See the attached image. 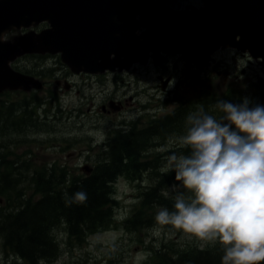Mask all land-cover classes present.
<instances>
[{
    "label": "rangeland",
    "instance_id": "374dc122",
    "mask_svg": "<svg viewBox=\"0 0 264 264\" xmlns=\"http://www.w3.org/2000/svg\"><path fill=\"white\" fill-rule=\"evenodd\" d=\"M181 1L185 9L198 4V0ZM163 2H165V0H163ZM165 6L167 7V5ZM169 9H171L170 5ZM43 25H45L46 28L43 26L41 32L51 28L50 24L46 21L43 22ZM39 26H41V24H39ZM39 26H37V29ZM33 30H35V25L31 28V32ZM21 31H25V27H22ZM15 33L16 30L12 29L3 35L2 40L0 37V40L5 42L7 39V43H11ZM28 33L29 28H27V34ZM37 34H39V32H37ZM137 35H139V33ZM19 36L23 38L26 34L22 33ZM15 38H17V36H15ZM21 38H17L19 44L24 41L20 40ZM231 52H233V50L229 48L219 51V53H217L219 56H215L217 62L213 61V66H211L210 61L207 68H202L205 73L201 72V70L198 72L193 68H188L187 64L185 65L180 57L175 56L159 67H157V64L149 65L148 63L147 66L137 65V68L131 70V72L127 70L129 74L123 70V74H125L123 78H121L120 71V76L117 77V83L113 80L114 77H111L115 73L110 71L109 74H107V71L103 73L101 84H99V80H93V82H91V79L85 81L83 79H78L77 84L79 86L74 84L75 88H73V92H71V90L66 91V88H63L66 82L63 81V77H67V74H64V72H67L68 68L67 62L59 58L61 57L60 55L58 56L59 60H57V58L51 59V56H55L53 54H47L45 58L41 59L43 54L39 53H35L33 58L29 56V60L25 59V54H23L25 58L21 56V62L16 59L17 62H19L21 72L25 70V72H23L21 86L25 85L27 87H17V84H19V80L15 78V76L19 74V72H17V70H19L17 66V70H12V72H17L15 76L9 73L15 78V84L9 80L11 76L6 73L9 78H7V76H5V78H7L10 82L9 84H13L15 88H13V86H11L13 89L7 85H5L7 88L3 86L2 93L5 94L0 93V102H5L6 106L7 102L9 101V104H11V100L13 99L19 100L21 98L23 102L19 104V110H17L16 113L17 122L13 125V130L9 131L10 124L7 126L5 122H1V128H3V124L7 126V133H2L0 131V144L3 143V146H5L6 143H9L7 144V148L11 146V148H14L15 154L21 156L25 154L26 150L27 152L33 151L32 155L27 156L29 164L33 165L31 167H29L28 164L25 166L26 163H24L23 160L16 165L13 164V162L11 163V168H13L15 172L9 169V173L11 176H14V178L15 176L18 177L15 178L16 182L19 180V182H17V188L15 189L17 190L15 194H17L18 198L16 200L15 196L12 201V207H9L11 208V214H16L18 208L20 210L25 199L31 194V191L28 189L32 187L33 174H31V172H35L34 168L37 167L39 169L44 166L48 168L51 167V174H55V176H57L56 179L61 178L59 184H61L65 176H67L65 180L69 178L70 182L75 177H79V179L83 180V178H85L84 175L87 174V170L82 167L87 164V166L90 165L93 170V167L97 165L96 161L101 163L103 152L99 150V146H101L105 152L106 144H108V142L110 144L113 138L117 140L123 137V134L126 136L130 129H133L131 128L133 124L136 123L137 128L140 127V124L142 127L147 128L157 117L162 118L173 113L177 109L175 103L176 94L177 98L180 100L178 104L182 101L191 104V102H198L201 99L208 100L207 105L209 109L207 111L210 112V114L216 115L214 114L216 112L214 106L216 104L215 100L221 97H223L221 99H224L225 96L223 95L227 92L233 90V92H239V95L251 98L250 96L253 92H259V88L264 89V67L260 64L261 60H253L252 58L245 57L246 53L243 51L236 50L235 52H237V54L234 52L235 55ZM180 60L182 63L179 62ZM17 62H15V64H17ZM15 64L11 62V66ZM2 69L3 68H0V74L3 76L4 73L1 72ZM188 70L196 72L194 74L195 80L185 73V71L187 73H193ZM27 71H29V75H26L29 82L24 81ZM105 74H107L106 80ZM159 77H161L160 80H162V82L159 81ZM168 77H174V82L169 89L170 91L164 92L161 88L163 82L168 80ZM19 78H21V74H19ZM35 78L39 80L38 84L35 82ZM93 78H101V74L98 73L93 76ZM119 78H121V82ZM197 78L198 81H196ZM31 80L35 82V86H33ZM61 80L62 85L59 86L57 82H61ZM23 82L27 84H23ZM87 82L91 83L88 84ZM21 88L23 91H21ZM53 90H55L54 94ZM117 90L119 92H117ZM243 92H245V94H243ZM249 92L252 94L250 95ZM31 93H33V96H31V102H33V104L29 102V94ZM9 94H11V97H9ZM116 94H119L118 98H115ZM135 97L136 102L132 100V98ZM109 98H111V101L115 98V101L118 102L119 98H121V105L124 106L125 111L119 114V112L123 110L119 108V112H117V104H114L116 106L113 107L115 108V112H113L110 107H107V109L111 110L113 116H109V113H107V115L103 113L102 107L107 106L105 100H109ZM209 98L212 100H209ZM39 99L41 100V106H39ZM25 100L29 102V108H27V102H25ZM123 100H125V102H123ZM137 101L143 104V108H145V105H147L148 108L140 110L139 108L141 107H139L137 108L138 111H136L133 106H137ZM35 102H37V104H35ZM133 102H135V104H133ZM213 102H215V104H213ZM16 105L17 103L15 106ZM23 106L27 108V114H29V116H23V114H25V108H23ZM37 106L39 107L37 108ZM197 106H199V104ZM99 108H101V110H99ZM131 108H133V110ZM13 110L15 112V109ZM109 110L107 111L109 112ZM1 116L0 111V117ZM33 116L35 117L33 118ZM23 118L27 123L23 122V128H21V122H19V120H23ZM118 118L121 119L118 120ZM3 120H6V117H3ZM134 120L135 122H133ZM15 126H17V128H15ZM173 137L176 136L169 137L166 140V145L147 147L145 150H141L139 152V154H141L140 157H143V161H150L151 154L154 152L158 153V155L164 159L162 160V165L156 169L161 172L160 169L165 164V157L171 151H177L179 153V150H181L178 144L169 142L170 138ZM27 140L37 143H29ZM115 140H113V142ZM15 143H17L16 146ZM3 146H1L0 160L1 154H3ZM11 152H13V150H5V158H3V160L7 162L9 155H6ZM98 153H102L101 158L100 156L97 158ZM183 153L185 154V149H183ZM9 160H11V157ZM21 162H23V164H21ZM3 166L9 168V162L5 163ZM2 167L0 175L1 171L3 172ZM61 167H64L63 174L59 177L57 172H59V168ZM53 168H57V172H53ZM148 169L150 171H143L134 175L139 177V174L143 175L148 173L145 175L148 181H140L141 184L145 182L143 189L137 186L138 183H130L126 178L124 179V177L120 178L118 182L116 181V195H114V198L115 201L118 199L119 202L116 210V215L120 216L117 222L118 225L122 224V222L128 219L130 214L136 210L134 209L136 208L134 201L139 193L146 191L154 185V175H151L153 169L151 167ZM89 174H91L90 170ZM123 176H125V171H123ZM103 182L104 180H101L99 184ZM109 182L106 184L109 185ZM111 184L114 183L111 182ZM68 185L69 182H67V186ZM173 185H176L175 189ZM63 186L65 185L61 184V186H57V190L65 189ZM53 189L55 190V188ZM162 190L165 197H173V202H175V196L178 193L183 192L186 198L194 195L192 192H188L187 194V189L183 188L182 183L177 182L176 184L174 180L173 184L170 182L169 186H163ZM32 192L35 193V190H32ZM113 194H115V190H113ZM52 196L53 194H51V197ZM19 198H21V200H19ZM1 202H3V204H1ZM7 202L8 198L6 196L0 197V204L2 206ZM13 204H15V206H13ZM17 204H21V206H17ZM157 212H159V208ZM61 222H63V220ZM61 222L58 226H55L54 230H51L52 234L54 236L56 235L55 238L59 236L58 245L61 246L60 250H62L53 264H147L148 262L152 264L151 262H153V259L150 260L149 258V254L152 253L151 248L153 249V254H155V249H157V254L155 255L159 256V252H161L158 251L159 248L167 241L169 242V240L177 241V245L181 247V249L195 247V249L198 250H207L216 247L218 244L221 245L218 241H201L192 234L184 233L182 230H179V232L175 234V230L177 229L173 230V226L165 225L164 227L163 225L157 224V222L155 223V220H153V228L137 233L127 232L121 225H119V228H107V230L103 228L101 231L96 229L97 233H95L94 230L93 233L87 235L86 239H84L85 242L78 244L76 240L72 239V235V238L68 237V223L65 221L61 224ZM166 228H169V230H166ZM51 237L53 238V236ZM140 239L142 241H140ZM0 240V264H14L15 260L21 264V260L17 256L7 253L9 251L5 249L9 250V248H4V240ZM71 240H73L72 246L71 244H67L68 241L71 243ZM155 260L157 262V259ZM159 261L162 264V261ZM153 264L155 263L153 262ZM157 264L159 263L157 262Z\"/></svg>",
    "mask_w": 264,
    "mask_h": 264
},
{
    "label": "water",
    "instance_id": "95a60500",
    "mask_svg": "<svg viewBox=\"0 0 264 264\" xmlns=\"http://www.w3.org/2000/svg\"><path fill=\"white\" fill-rule=\"evenodd\" d=\"M200 3L199 7L175 10L154 0H0L1 40L12 29L45 21L51 26L39 34L32 31L17 37L24 40L21 44L17 38L11 43L0 40L4 73L0 74V90L5 85L11 88L15 78L17 87L21 86L23 75L19 78L10 64L26 53H61L74 71L91 74L129 71L134 65H147L150 58L160 66L172 55L204 68L225 48L248 53L264 67V0ZM6 73L17 76L9 74V78ZM167 82H163V90Z\"/></svg>",
    "mask_w": 264,
    "mask_h": 264
},
{
    "label": "trees",
    "instance_id": "16d2710c",
    "mask_svg": "<svg viewBox=\"0 0 264 264\" xmlns=\"http://www.w3.org/2000/svg\"><path fill=\"white\" fill-rule=\"evenodd\" d=\"M188 71L190 72L191 70ZM192 72L193 74L196 73L195 71ZM243 94H245V92H243ZM249 94L251 95L252 93L249 92ZM223 96H225L223 100L240 103L244 95H239V92H233V90H231V92H227ZM250 97L253 103L264 104V89L259 88V92H253ZM221 98H217L215 102L222 100ZM15 100L17 99L11 100V104H9L8 101L7 106L5 102H0V106L3 105L0 107L2 115L0 117V126L1 122H5L7 126L10 124L9 131L13 130V125L17 122L16 113L17 110H19V104L23 102L21 98L17 101ZM29 100V102H31V97H29ZM201 100L198 102H191V104H189V102H180L173 113L153 120L151 126L148 128L139 129L136 123L133 124L131 127L133 129H130L129 133H126V136L123 134V137L117 140L113 138V140H115L114 142L111 140L110 144L109 142L106 144V153L101 146L99 147V150L103 152V158H101L102 153H98L97 158L100 156L101 163L96 161L97 165L93 167L91 174H85L83 180L79 179V177H72L73 179L71 182H69V178L65 180V178H67V176H65L61 182V184L65 185L63 186L65 189L57 190V186H61V184H59L61 178L56 179L57 176L51 174V167L48 168L44 166L39 169L37 167L34 168L35 172H31V174H33L32 187L28 189L31 191V194L28 195L22 206L21 204H17V206L21 207L20 210L18 208L16 214H11V208L9 207H12L14 197L16 196V200L18 198L17 194H15L17 192L15 189L17 188V182H19V180L16 182L15 178L18 177L15 176L14 178V176H11L9 169L13 170V168H11L12 162L16 165L21 160L26 163L25 166L28 164L29 167H31L33 164H29L27 156L32 155L33 151L27 152L26 150L25 154L21 156L15 154L14 148H11V146L7 148V144L9 143H6L5 146L1 143L0 152L1 146H3V154H1L0 170L5 163L9 162V168L3 166V172L1 171L0 175V197L6 196L8 198V202L5 205H1L3 202L0 204V239L4 240V248H9V250L5 249L9 251L7 253L17 256L21 260V264H53L62 250H60L61 246L58 245L59 236L55 238L56 235L54 236L51 230H54L55 226H58L62 220L68 223V237L72 238V235V239L76 240L78 244L85 242L84 239H86L87 235L93 233L94 230V232L97 233V230L101 231L103 228L107 230V228H119V225H121L127 232L130 231L135 233L153 228V220H155V214L158 213V208L159 211L161 208H167L169 211L175 210L173 197H165L162 192L163 186H169L170 182L173 184V180L176 184L179 181L175 180V173L172 171L160 172L156 170L162 165V160H164L158 153H152L150 161H143V157H140L141 154H139V152L145 150L147 147L166 145V140L169 137L183 134L185 131L186 112L188 115L201 105L206 111L209 109L207 105L208 100ZM209 100L212 99L209 98ZM25 102H27V100H25ZM29 102H27V108H29ZM215 102H213V104H215ZM16 103L17 105L15 106ZM31 104H33V102H31ZM35 104H37V102H35ZM198 104L199 106H197ZM39 106H41L40 99ZM39 106H37V108ZM23 108H25V106H23ZM27 108H25V114H23V116H29V114H27ZM13 109H15V112ZM214 114H216L217 117L221 115L217 111ZM3 117H6V120H3ZM34 117L35 116H33V118ZM25 121L24 118L23 120H19V122H21V128H23V122ZM7 126L3 124V128L0 127V131L2 133H7ZM15 128H17V126H15ZM27 142L37 143L31 142L30 140H27ZM16 145L17 143H15V146ZM5 150H13V152L6 155H9L7 162L3 160V158H5ZM179 152H183V149L179 150ZM187 152L188 150L185 149V154H187ZM10 157L11 160H9ZM23 162H21V164H23ZM149 167L153 169L152 172L154 174L152 173L151 175H154V185L146 191L139 193V201L134 204L136 207L134 209L136 210L130 214L128 219L118 225L117 222L120 216L116 215V210L119 202L118 199L115 201L114 198V195H116V181L118 182L120 178L124 177V179L126 178V180L130 182H147L148 178L145 175L148 173L143 175L139 174V177L134 175L139 172L150 171L148 169ZM63 168L64 167L59 168V172H57V168H53V172H57V175L60 177L61 174H63ZM123 171H125V176H123ZM13 172H15V170H13ZM100 178L104 180L101 184H99V182H101ZM109 181L114 184H111ZM67 182H69L68 186ZM107 182H109V185L106 184ZM145 182L141 184L142 186L140 185L141 188L145 186ZM32 190H35V193H33ZM113 190H115V194H113ZM77 191L86 192L88 196L87 201L84 203L66 204L65 194H67V198L70 200ZM188 192L190 191L187 190V194ZM51 194H53L52 197ZM19 200H21V198H19ZM13 206H15V204H13ZM63 222H61V224ZM163 226L165 227V225ZM166 230H169V228H166ZM173 230H175V228H173ZM177 232H179L178 229L175 230V234H177ZM51 236H53V238ZM73 240H71V243L68 241L67 244H71L72 246ZM140 241L142 240L140 239ZM156 251L157 249H155V254H157ZM158 251H161L159 252V256L153 254V249L151 248L152 253L150 254V260L153 259L155 264H157V262L161 264L159 260L162 261V264H222V256L224 255L223 245L218 244L216 247L207 250H198L195 249V247L181 249V247L177 245V241L174 240L167 241ZM155 259H157V262ZM153 262L151 263L153 264ZM14 264L20 263L15 260ZM147 264H149V262ZM260 264H264V261L260 262Z\"/></svg>",
    "mask_w": 264,
    "mask_h": 264
},
{
    "label": "clouds",
    "instance_id": "9594fccd",
    "mask_svg": "<svg viewBox=\"0 0 264 264\" xmlns=\"http://www.w3.org/2000/svg\"><path fill=\"white\" fill-rule=\"evenodd\" d=\"M219 100L210 114L201 105L185 120L183 134L170 138L188 154L171 151L161 172L194 195L175 196L174 211L161 208L155 220L201 241L223 245L222 264L264 261V104L243 97ZM70 182V181H69ZM176 185H173L175 189ZM66 204L84 203L77 191Z\"/></svg>",
    "mask_w": 264,
    "mask_h": 264
},
{
    "label": "flooded vegetation",
    "instance_id": "af4514ba",
    "mask_svg": "<svg viewBox=\"0 0 264 264\" xmlns=\"http://www.w3.org/2000/svg\"><path fill=\"white\" fill-rule=\"evenodd\" d=\"M159 1H161V3H168V4H170V5H174V6H179V7H181L182 8V4H181V0L179 1V0H166L165 2H163V0H159ZM43 26H44V28H46V26L45 25H41V26H39V28L37 29L36 28V31L37 32H41V30H43ZM25 34V33H27V30H25V31H21V30H18V32L16 31V33L13 35V36H15V35H21V34ZM7 40V39H6ZM29 56H31V58H33V56H35V55H26V58H25V56L23 57V58H25V59H27V60H29L28 58H29ZM47 55H43V56H41V59H43V58H45ZM58 56L59 55H57V56H51V59H53V58H57V60H59V58H61V57H59L58 58ZM21 58L19 59V62H21ZM31 60H33V59H31ZM169 60H171V58H168L167 59V61H169ZM19 62H17V64H15V65H13V69H15V70H17V68H19ZM180 63H182L181 62V60L179 61ZM185 64V63H184ZM150 65V64H149ZM186 65V64H185ZM16 66H17V68H16ZM168 67V66H167ZM188 67V66H187ZM67 72L65 71L64 72V74H67V77H63L64 78V82H65V84H64V87L63 88H66L65 90L66 91H68V90H71V92H73V88H75V85L74 84H77V80L78 79H80V80H90L91 79V82H93V80H99V84H101V80H103V74H101V73H99V74H101V78H93V76H95L96 74H91V73H87V72H85L84 73V71H81V73L80 72H76V71H74L73 70V68L72 67H70L69 65H67ZM137 67H134V69L133 70H135ZM188 68H191V67H188ZM61 71V70H60ZM192 71V70H191ZM17 72H19V73H21V74H23V72H25V70H23V72H21V69L19 68V70H17ZM79 73V74H78ZM115 74H113L111 77L113 78V80H115V82L117 83V77L118 76H120L119 75V72L117 71V72H114ZM186 73V72H185ZM107 74H109V72L107 73ZM107 74H105V80L107 79ZM127 74H129V72H127ZM187 75H189V77H192L194 80L196 79L195 78V76H194V74L193 73H186ZM25 75H29V71H27V74H25ZM125 76V74H123V72H121V78H123ZM194 76V77H193ZM121 78H119V81L121 82ZM163 78V77H162ZM161 79V77H159V81L160 82H162V80H160ZM168 80V82L166 83L167 85H166V88H165V90H163V85H162V90L164 91V92H169L170 90V87H171V85L173 84V82H174V77H168L167 78ZM197 80H198V78H197ZM196 80V81H197ZM91 82H87L88 84H90ZM123 83V82H122ZM57 84L60 86V85H62V80H61V82H57ZM77 86H79L78 84H77ZM161 86V85H160ZM159 87V86H158ZM31 92H33V91H31ZM52 92V91H51ZM50 92V93H51ZM62 92H65V91H62ZM117 92H119L118 90H117ZM55 93V90H53V94ZM2 94H5V93H2ZM177 95V94H176ZM175 95V98H176V101H175V103H176V105H177V107L179 106V104H178V102H179V99L177 98V96ZM118 96H119V94H116L115 95V98H118ZM115 98H113V101H111V98H109V100H105V102H107V106H103L102 107V110H103V113H105L106 115H107V113H109V116H113V114H111V110H113V112H115L114 110H115V108H113V107H116L114 104H117V112H119V108H121V110H123V111H121V112H119V114H122L125 110H124V106L123 105H121V98H119V102L118 101H115ZM132 100H135V102H136V97L135 98H132ZM123 102H125V100H123ZM135 102H133V104H135ZM112 103V104H111ZM107 107L109 108H111V110H109V109H107ZM139 107H141V108H139ZM133 108H135V110L136 111H138L137 110V108H139L140 110L141 109H145V108H148L147 107V105H145V108H143V104L141 103H139L138 101H137V106H133ZM133 108H131L132 110H133ZM95 110H96V108H95ZM99 110H101V108H99ZM107 110H109V112L107 111ZM116 112V113H117ZM121 118H118V120H120ZM124 122V121H123ZM134 122H135V120H134ZM139 123V122H138ZM151 125H149L148 127H150ZM125 127V126H124ZM147 127V128H148ZM123 128V127H122ZM142 128H144V127H142L141 126V124H140V127H139V129H142ZM88 171L90 170V172L92 173V169L91 168H88L87 169Z\"/></svg>",
    "mask_w": 264,
    "mask_h": 264
},
{
    "label": "bare ground",
    "instance_id": "6f19581e",
    "mask_svg": "<svg viewBox=\"0 0 264 264\" xmlns=\"http://www.w3.org/2000/svg\"><path fill=\"white\" fill-rule=\"evenodd\" d=\"M96 20H98L97 18H96ZM64 27V26H63ZM54 43H56L57 44V42L56 41H54ZM62 46H64L62 43H60Z\"/></svg>",
    "mask_w": 264,
    "mask_h": 264
}]
</instances>
